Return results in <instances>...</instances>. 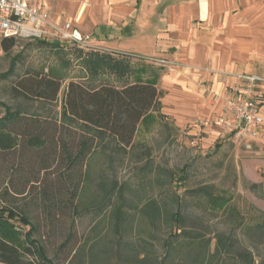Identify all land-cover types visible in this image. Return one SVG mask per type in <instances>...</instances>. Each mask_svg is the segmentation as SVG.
<instances>
[{"label":"rangeland","instance_id":"obj_1","mask_svg":"<svg viewBox=\"0 0 264 264\" xmlns=\"http://www.w3.org/2000/svg\"><path fill=\"white\" fill-rule=\"evenodd\" d=\"M58 40L18 38L6 53L0 37V74L8 70L13 56H19L15 72L0 80V105L21 111L23 118L5 129L15 138L13 145L0 148V207L29 218L35 227L32 239L52 264H264V228H256L264 220L260 214H264V156L254 146L250 152L244 150L231 136L207 148L202 130L192 134V127L177 128L169 117L150 118L137 128L133 146L115 153L113 172L102 176L106 184L115 182L121 194L126 210L121 227L114 228L112 205L103 204L100 211L91 205L108 185H101L98 176L90 182L84 178V159L72 166L64 159V142L75 155L85 139L70 123L69 128L61 125L65 94L70 83L91 91L112 83L120 89L128 81L93 80L87 60H81L84 52ZM255 65L261 69L254 74L263 79V65L260 61ZM49 76L59 80L55 96L41 81ZM252 89V95L259 97L264 84ZM40 133L47 142L31 146L29 138ZM109 141L104 137L101 147ZM184 167L183 181L164 177L167 170L180 178ZM205 185L228 197L229 208L208 210L204 200L187 193ZM80 187L84 189L79 193ZM172 187L182 206L178 221L171 216L177 212L170 201ZM152 200L161 207L153 222L142 212Z\"/></svg>","mask_w":264,"mask_h":264},{"label":"crops","instance_id":"obj_2","mask_svg":"<svg viewBox=\"0 0 264 264\" xmlns=\"http://www.w3.org/2000/svg\"><path fill=\"white\" fill-rule=\"evenodd\" d=\"M28 1L49 23L69 22L91 36L96 49L82 51L81 60L106 58L93 80L152 83L163 94L157 114L177 128L192 127V134L202 130L207 148L230 136L216 122L227 116V99L244 98L245 89L233 87L245 86L240 76L259 72V61L264 67V0ZM260 116L253 146L264 156V104Z\"/></svg>","mask_w":264,"mask_h":264},{"label":"trees","instance_id":"obj_3","mask_svg":"<svg viewBox=\"0 0 264 264\" xmlns=\"http://www.w3.org/2000/svg\"><path fill=\"white\" fill-rule=\"evenodd\" d=\"M1 39L2 50L7 53L15 47L18 38ZM18 60V55L10 59L9 68L5 73L0 74V80H4L15 72V65ZM105 64L106 58L102 57H96L91 62L89 56L86 62L91 73L97 72ZM41 81L46 82V88L51 89L52 95L55 96L59 89V80L49 76L47 80ZM65 95L63 112L60 116L61 125L70 127L67 124L70 123L81 131L85 139L80 142L75 155L72 154L66 142L62 144L61 152H63L68 166L76 164L79 159L86 161V171L83 176L89 182L92 181L94 176H98L101 185L105 187L108 185L107 190H103L102 196L98 197L99 200L95 199V203L91 202V205L99 211L102 209L103 204L112 205L111 219L114 222V228L117 230L123 224L126 210H123L122 197L117 184L115 182L106 184L107 182L103 180L102 176H108L113 172L115 153L118 155L119 151L126 152L127 147L133 146L131 140L142 123H147L153 117L165 118L157 114L160 109L158 101L163 94L152 83L137 81L120 89L106 84L91 91L79 83H70ZM253 97L258 103L264 104V93L259 97ZM0 106L4 111V115L0 117V148L5 150L10 148L15 140L11 133H6V127L8 124L20 122L23 118L21 111H12L2 104ZM106 136L110 137L111 141L107 143L105 148H102L101 143ZM46 142L47 138L43 133L29 138V144L33 147L43 146ZM110 144H114L115 147H111ZM99 159L103 160L102 166L98 165ZM185 171L186 168H182L179 175L181 177L177 178L173 172L166 170L164 171V177L168 178L170 182H180L183 181L182 177H184ZM251 187L257 188L259 185L252 184ZM83 189V187H80L79 193ZM172 190L173 194L170 201L175 204L177 212L171 216L174 221H178L177 217L182 206L180 196L175 192V188ZM187 193L204 200L207 209L211 211L222 212L229 208L231 203L228 197H222L215 193L211 185L196 187ZM77 197L79 198V196ZM160 209L158 203L152 200L150 204L143 207L142 212H145L148 220L153 222ZM260 214L264 216V214ZM25 227H28L26 232L24 231ZM256 228L263 229L264 220L256 223ZM34 232L35 227L26 215H21L10 208L0 207V264H52L44 248L38 241L32 239ZM22 234L24 242L19 239ZM164 246L167 249L168 242ZM96 249H100L98 245H96ZM142 262L140 261V263Z\"/></svg>","mask_w":264,"mask_h":264},{"label":"built area","instance_id":"obj_4","mask_svg":"<svg viewBox=\"0 0 264 264\" xmlns=\"http://www.w3.org/2000/svg\"><path fill=\"white\" fill-rule=\"evenodd\" d=\"M47 36L57 37L59 42L72 44L84 52L96 48L91 43V36L81 34L69 22L57 26L49 23L37 3L28 0H0V37L21 38L25 40H45ZM149 62L168 65L164 60L148 59ZM240 79L245 83L243 99H227L225 101L226 117L219 118L216 125L226 130L236 145L250 152L257 136V129L262 126L260 103L252 93L256 84H264V78L257 75H243Z\"/></svg>","mask_w":264,"mask_h":264}]
</instances>
